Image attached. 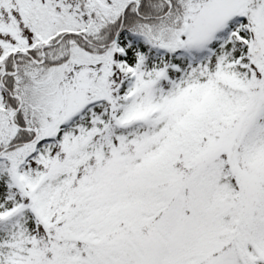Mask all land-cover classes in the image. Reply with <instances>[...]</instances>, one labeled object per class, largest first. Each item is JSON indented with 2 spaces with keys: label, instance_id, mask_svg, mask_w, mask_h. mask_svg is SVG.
I'll return each instance as SVG.
<instances>
[{
  "label": "snow or ice",
  "instance_id": "snow-or-ice-1",
  "mask_svg": "<svg viewBox=\"0 0 264 264\" xmlns=\"http://www.w3.org/2000/svg\"><path fill=\"white\" fill-rule=\"evenodd\" d=\"M0 264H264V0H0Z\"/></svg>",
  "mask_w": 264,
  "mask_h": 264
}]
</instances>
